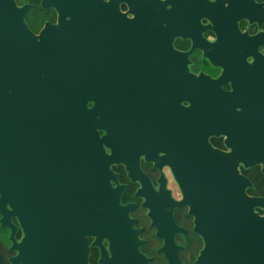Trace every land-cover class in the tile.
<instances>
[{
    "label": "flooded vegetation",
    "instance_id": "af4514ba",
    "mask_svg": "<svg viewBox=\"0 0 264 264\" xmlns=\"http://www.w3.org/2000/svg\"><path fill=\"white\" fill-rule=\"evenodd\" d=\"M4 2L11 30L20 19L43 48L72 35L93 69L104 140L84 172L117 205L85 233L88 264H264V239L241 236L264 227V0ZM23 202L0 194V264H40ZM58 209L42 203L37 222Z\"/></svg>",
    "mask_w": 264,
    "mask_h": 264
},
{
    "label": "water",
    "instance_id": "95a60500",
    "mask_svg": "<svg viewBox=\"0 0 264 264\" xmlns=\"http://www.w3.org/2000/svg\"><path fill=\"white\" fill-rule=\"evenodd\" d=\"M16 12L10 3H0L1 198L16 201L19 213L28 198L34 219L28 231L41 249L40 264H88L85 233H101L108 208L117 205L107 182L84 172L91 159L100 164L98 144L104 140L95 129L96 108L87 107L93 69L86 52L74 50L83 44L72 35L60 33L43 48L42 37L37 42L20 19L11 30L4 14ZM206 191L198 198L212 199ZM42 203L46 213L59 205V223L37 222ZM241 229L243 237L264 239V227Z\"/></svg>",
    "mask_w": 264,
    "mask_h": 264
}]
</instances>
